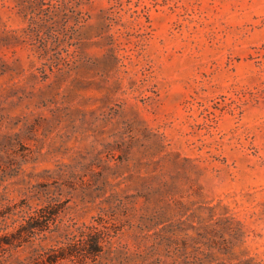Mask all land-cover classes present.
<instances>
[{"label": "rangeland", "instance_id": "obj_1", "mask_svg": "<svg viewBox=\"0 0 264 264\" xmlns=\"http://www.w3.org/2000/svg\"><path fill=\"white\" fill-rule=\"evenodd\" d=\"M23 200L57 221L0 264L83 225L112 235L86 264H264V0H0V210Z\"/></svg>", "mask_w": 264, "mask_h": 264}, {"label": "trees", "instance_id": "obj_2", "mask_svg": "<svg viewBox=\"0 0 264 264\" xmlns=\"http://www.w3.org/2000/svg\"><path fill=\"white\" fill-rule=\"evenodd\" d=\"M25 206L29 207L27 211L24 209ZM58 215L56 205L49 204L32 210L25 200L0 210V224L6 223L8 219H12L13 224L19 222L15 232L0 235V249L8 251L11 248L18 249L29 244L33 245L43 232L50 230V223H56ZM54 231L59 232L55 237L56 245L49 250L33 252L30 264H58L63 260L83 264L88 261L96 263L104 249L102 243L109 242L112 237L108 227L105 226H66L62 232L57 226ZM4 253L7 252H0V254Z\"/></svg>", "mask_w": 264, "mask_h": 264}]
</instances>
